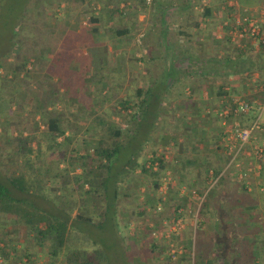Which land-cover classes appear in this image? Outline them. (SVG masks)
<instances>
[{
  "label": "crops",
  "instance_id": "1",
  "mask_svg": "<svg viewBox=\"0 0 264 264\" xmlns=\"http://www.w3.org/2000/svg\"><path fill=\"white\" fill-rule=\"evenodd\" d=\"M206 1L200 0L199 7ZM234 1L235 8L225 1L211 0V14L201 17L197 27L188 30L189 35L179 33V28L186 25V10L164 6V0H157V4L149 7L141 0H59L53 17L48 15L44 26L38 24L43 36L39 37L37 46L53 50L41 49L38 53L40 61L67 64L65 73L69 74L70 83L60 89L61 92L66 91L69 97L64 101V138L71 135V127L79 125L75 124L77 113L84 109L79 110L76 105L82 101V97L77 99L79 93L75 91L79 85L78 77L91 80L84 88L80 87L84 93H91L89 103H96L93 99L95 94L102 96V102L104 94H114L116 91L113 89L120 88L117 92L121 90L123 95L132 94L135 103L126 110L138 111L145 94H152L150 99L147 98L150 100L148 109L155 111L158 117L152 124L155 128L151 132L164 128L158 133V145L164 147L163 151L167 154H159L160 150L155 149L150 155L167 163V168L158 179V188L165 179L167 189L162 194L158 188H152L147 193L151 205H141L145 198L135 205V210L129 214V223L135 225V231L131 230L127 236L132 246L131 254L146 255L148 258H143L148 262L151 258L159 260L158 253L165 251V247L166 259L170 260L171 245L176 240L181 242V246H176L179 249L174 262L177 264L179 257L188 256L185 249L190 247L189 254L194 253L199 261L201 258L208 260L212 253L213 264H264V152L256 157L250 150L251 144H246L229 166L234 148H230L223 138L230 128L249 126L264 101V44L254 42L246 34L238 36L230 24L236 13L252 14L264 8V0ZM3 26L0 27V51L2 47L11 48L14 40L8 26ZM30 38L29 33L21 37L23 47L31 45L33 40L31 38L30 41ZM113 62L118 67L113 66ZM45 68L49 71L47 66ZM108 71L111 73L108 74ZM159 93L161 97L158 99ZM239 99L246 100L251 105L250 110L244 114H231L223 123L216 110L224 105L233 108ZM124 108L119 106L118 109ZM27 110L22 112L23 115L27 114ZM263 114L264 110L260 117L262 125ZM0 115L5 117L4 123L0 124V143L15 134L13 141L19 135L17 131L13 132L16 121L2 113ZM108 118L98 119V125L102 128L111 126L106 121ZM26 119L22 117L21 122ZM134 119L140 122L142 117L138 115ZM86 126L89 127L86 137L92 141L111 137L106 129L101 137L91 124ZM165 129L169 131L165 132ZM32 132L25 129L21 137ZM253 134L255 139L251 143L264 144V129ZM34 143L32 141L29 146L32 148ZM39 154L33 149L27 155L16 150L0 151V171L7 177L21 172L28 178L27 170L40 165L37 162ZM145 159L147 161L144 156L138 162L141 164ZM249 165L253 168L249 175L238 178V174ZM139 169L136 168L134 174ZM140 173H143L141 169ZM170 190L181 206L182 216L176 220L171 215L169 217L162 207ZM208 193L213 210L198 219L204 225L196 230L194 214ZM154 207H159L160 211L155 212ZM147 211H151L156 218L150 224L146 219ZM55 213L60 212L56 210ZM12 217L0 213L1 220L9 219L4 230L8 231V225L16 221L20 231H24L25 227ZM72 219H69L71 225ZM146 223L147 228H144L147 231L148 226L158 224L159 236L154 238L158 245L148 240V247L141 246L148 243L146 239H140V229ZM195 234L200 237L196 249L193 245ZM7 236L9 243L5 250L11 258L13 252L22 251L20 260L23 264H37L38 258L24 250L22 241L14 242L16 238ZM24 254L29 255L28 259ZM179 263L185 264L183 261Z\"/></svg>",
  "mask_w": 264,
  "mask_h": 264
},
{
  "label": "rangeland",
  "instance_id": "2",
  "mask_svg": "<svg viewBox=\"0 0 264 264\" xmlns=\"http://www.w3.org/2000/svg\"><path fill=\"white\" fill-rule=\"evenodd\" d=\"M219 1V0H218ZM59 4V0H0V27L1 25H7L8 28L13 33V43H14V49L13 51H10V47L3 48L2 51H0V55L6 53L7 57H4V59L0 60V74H6L9 76L8 70L10 68H13L14 66V56L15 50L18 52L20 49L24 51L29 49V47L34 43V40L31 42V45L26 47L22 45L21 37L24 34L31 33V26L36 25L38 27V24H42L44 26L46 19L48 15L53 17L55 10L57 9V5ZM146 7H149V5H145ZM200 7H202V4H200ZM198 6V8H200ZM57 12V11H56ZM3 23V24H2ZM1 29V28H0ZM19 33L21 34L20 37L18 36ZM37 43L39 44V37L43 36V30H40L37 28ZM131 37V36H130ZM43 41V38H41ZM31 41V38H30ZM49 42V40H47ZM52 45V41H51ZM5 47V46H4ZM53 47V45H52ZM28 48V49H27ZM54 48V47H53ZM1 50V49H0ZM29 52V51H28ZM38 55V54H37ZM42 58V57H41ZM43 59V58H42ZM41 59V60H42ZM31 60L29 62H32V65L29 64L28 68H31V70H34L35 73L31 75L30 78L26 79V81L21 83V88L16 89L19 90L18 93L15 92V95L19 97V99L22 100V102H25L27 100V94H25L26 91L29 90V88L33 89L36 86L35 81L37 78L40 79L43 84V78L41 76L45 75L46 73L50 72L49 63H44L43 60L40 61V58L38 56L36 65H33V62L35 61L33 57H31ZM43 62V63H42ZM116 62H113V66L118 67V64H115ZM48 67L45 71V67ZM110 70V69H109ZM108 74L111 72L108 71ZM6 78H10L6 77ZM6 78H0V87L1 90H8V87L10 83L8 81H5ZM9 80V79H8ZM113 81V80H112ZM145 82V81H144ZM30 85L27 86L26 85ZM118 84L116 83V86ZM115 86V87H116ZM120 89V88H119ZM118 88L113 89L115 92L114 94H104L103 100L101 102L100 98H102L101 95L95 94L96 98H93L96 103H89V98L86 97V95H82L81 97H78L77 99H82L81 103H76L77 108L80 110L77 114L75 113L76 120L75 124L79 123L77 127H71V135L69 134L68 137L64 138V136L57 137L56 141L59 143L61 142V147L57 150L48 151L46 149L47 145L49 144L47 137L43 133V125H38L37 128L33 125V121L30 118V115L28 112L30 111L29 105L23 104L20 106L21 108L25 109L28 108V112H26V115H23L21 109L17 110L16 105L19 104V99L16 101L13 100V103H9V99L7 97H0V114L6 115L7 118H12V120L16 121V124L14 125L13 132L20 129H23L22 131H25L27 129L28 131L33 130L31 134L34 136V140L36 142L40 143L41 150L39 151L40 154L38 155L37 162L40 163V165L36 168L33 167L32 169L29 168L27 172L28 182H32L34 192H30L28 195H24L25 197H29L31 201L34 202L35 205H37L39 208L46 212L54 213L56 210L58 212L65 214V216H68L69 219H72L70 222L72 225L69 228L67 240L65 243V249L61 252V255L58 257V259L53 263L56 264V262H59V260L63 259V261L59 264H75L72 261H76L77 255H87L92 256L94 250H102L108 260L109 264H177L174 261L177 259L178 255L176 252V255L174 258L170 257V260L168 258V261L166 259V256H168L165 251L163 250L159 254V260L156 258H151L148 262V260L144 259L147 256L143 255H133L132 246L130 245V240L127 236L130 235V231L134 230L135 225L129 223V214L131 211L135 210V205H139V202L143 200L144 198H147V193L149 190L152 189V185L154 182V177L149 174H143L137 171L135 174L131 175V177L128 179H120L121 177H117V191L116 195L111 196L107 201L108 205L106 206L108 211H110V219L107 220V222L104 224V229L100 230L96 226L97 222L102 220V218H99L96 210H101V206L98 203V207L96 210H93L91 206L93 205V201L90 200V198L93 196L95 199H99L100 197L98 195H95L93 193V190L89 188L88 185H86L83 181V173H82V167L81 163L85 164V168L92 169L94 173H97V175H100L102 170L98 169L96 166L99 164L98 161L91 162L89 161L90 157H86V154H93L92 149L96 148L98 143L97 141H92L88 137H86V131H89V127L86 126L91 124V128L96 129L97 133L102 134L105 132V128L98 125V119L100 118H108L106 120L111 126L114 128H120L122 130H126L129 128V131L132 134V138L130 139L133 146H130L126 142V135L123 134L120 136V138L117 137L118 142L121 144V150H119V153L114 157V161L112 163V170L113 168H120L122 166V163H124L128 156H131L132 154L138 155V161H142V157H149L151 156L152 150L159 149V154H167L166 151H163L164 147H160L158 145V138L160 132L164 131V128H161V131L159 129L156 130V132H151L155 127L152 125L155 120L158 117V114L153 112H147L145 115L143 114L142 120L138 124L135 122V119L131 120V115L135 112H138L135 110L128 111L126 110L130 106H134V100H132V94L123 95L121 94V90ZM161 91L160 89L158 90ZM23 92V93H21ZM67 95V94H66ZM68 96V95H67ZM146 98L150 99L152 94L148 96V94H145ZM144 96V98H145ZM158 99L161 97L160 93L157 94ZM85 103H83V101ZM65 101V100H64ZM64 101L61 100V102H58L55 105V110L58 112L62 119L64 120ZM124 102L128 103L129 106H124ZM150 102V100H148ZM99 103V104H98ZM85 104V105H83ZM89 104V105H88ZM119 106L124 109H118ZM86 109V110H85ZM88 110H91L90 113ZM124 113H123V111ZM145 110L144 108L142 111ZM94 111V112H93ZM123 113V114H122ZM139 113V112H138ZM84 114V115H83ZM137 114V113H136ZM157 115V116H156ZM0 115V124L4 123V118ZM156 116V117H155ZM23 118H27L25 122H21ZM68 117V116H67ZM78 118V119H77ZM264 118V114H263ZM21 119V120H20ZM38 117L35 118L37 120ZM62 120V121H63ZM79 121V122H78ZM86 123V124H85ZM97 126H96V125ZM147 126V127H146ZM153 126V127H152ZM152 127L151 131L150 128ZM10 129V127H8ZM90 128V130H91ZM158 128V127H157ZM137 133H136V132ZM160 131V132H159ZM169 131V130H168ZM165 129V132H168ZM2 132V131H1ZM105 135V134H104ZM13 137L15 136L12 135ZM9 139H4V142H1L0 144V151L4 150H15L14 145H11L12 137ZM105 141H113L112 139H107L105 137ZM116 139V138H114ZM34 141V142H35ZM36 142L32 144V149L35 152H38L36 149ZM56 151V152H55ZM157 153V151H156ZM170 156V154H169ZM17 162V161H16ZM145 159V163H146ZM44 163V164H43ZM43 164V166H41ZM5 170V169H3ZM115 171V169H114ZM3 172H6L3 171ZM26 172V173H27ZM4 174L0 171V176ZM81 176V177H79ZM119 176V175H118ZM153 179V180H152ZM111 185V184H109ZM101 200V199H100ZM56 208V210H55ZM76 209V212L75 210ZM91 209V210H90ZM155 210V209H154ZM78 212H83L93 219V222L88 225L85 223H81L74 220L75 214ZM147 222L150 224L151 222H154L156 219L155 215H151V211H147ZM157 212V210H155ZM149 217V218H148ZM13 218V217H12ZM14 219V218H13ZM9 219L1 220L0 218V244H8L7 238L9 235L10 238H16L18 242L22 241V244L24 247L25 242H31L30 238H27L24 235V231H20V226L14 221L11 226L8 225V231L4 230V227H6V222ZM4 221V222H3ZM5 223V226H4ZM147 226V223L142 226L141 238L140 239H146L147 242L150 240V242L157 243V240H155V235H152L151 233L154 231L156 234L159 230L158 224L154 227L153 225L148 226L149 230H145L144 227ZM133 228V229H131ZM147 228V227H146ZM157 228V230H156ZM135 231V230H134ZM144 234V235H143ZM152 237V238H151ZM101 238V239H100ZM153 240V241H152ZM212 240V239H211ZM210 240V241H211ZM145 242V245L147 247L150 245L149 243ZM197 240H193L194 248L196 249V243ZM181 242H176L174 240L173 247L175 249H179L176 246H181ZM101 244H109L108 247L110 249L108 250L107 247L102 246ZM139 245V244H137ZM139 246L141 249L143 247ZM188 247L187 245L185 246ZM16 248H18L16 246ZM150 248V247H149ZM183 248V247H182ZM158 250H161L159 247H157ZM169 249V247H168ZM30 255L34 254L33 256L35 258H38L37 264H47L48 260L47 256L45 255V249L44 248H38L37 246L33 245L29 247V249L25 250ZM22 251H18V253L13 252L12 258L9 259L8 264H23L20 260ZM34 252V253H33ZM38 254H40L38 256ZM66 254V255H65ZM195 255V254H194ZM146 256V257H145ZM192 254L188 255L187 257L181 256L179 257V261H183V263L188 264H194L192 260ZM148 258V257H147ZM66 259V260H65ZM158 260V261H156ZM177 261V260H176ZM41 262V263H38ZM174 262V263H173ZM7 264V263H6ZM25 264H32V263H25ZM58 264V263H57Z\"/></svg>",
  "mask_w": 264,
  "mask_h": 264
},
{
  "label": "trees",
  "instance_id": "3",
  "mask_svg": "<svg viewBox=\"0 0 264 264\" xmlns=\"http://www.w3.org/2000/svg\"><path fill=\"white\" fill-rule=\"evenodd\" d=\"M143 1V4H145V0ZM164 6H168L171 8H178L182 10H186L188 13L187 19H186V25L182 28H179V33H183L184 35H189V31L193 30L195 27H197L199 20L201 17L208 16L211 14V5L210 1L207 0L205 4L202 6L201 11H198L195 9L196 6H199L200 0H164ZM221 1V0H220ZM224 1V0H222ZM157 4V0H152V4ZM232 11L233 9L230 8ZM3 24V23H2ZM4 25V24H3ZM1 25V27L3 26ZM4 27V26H3ZM30 36L32 40H34V43L29 47L28 51L24 50L20 52H17L15 50L14 56V66L13 68H10L8 70V74L10 78L6 74H0V78H6L5 81H8L10 83L8 90H1L2 87H0V97H7L9 99V103L12 104L13 100L16 101L19 99L17 95H15V92L18 93L19 89L21 88V83L26 81V79L30 78L33 73H35L34 70H31V68H28V65L32 62H29L31 60V57L34 58L33 65L38 64V53L42 49H46L48 51H53L52 48H39L36 45L37 42V27L36 25H32ZM189 30V31H188ZM19 33V37H20ZM48 42V41H47ZM14 43L12 44V47L10 48V51L14 49ZM45 51V50H44ZM6 56V53L0 55V60L4 59ZM49 67L52 71V68L54 69L51 73H46L45 75L41 76L43 78V84L41 82L40 76L35 81L36 86L35 88L31 89L29 88L28 91L25 92L27 94V100L25 102H22L21 99H19V104L16 105L17 110H20V106L29 105L30 111L28 114L30 115L31 120L33 121V125L35 128L38 127L39 124L43 125V133L47 137V140L49 144L47 145L46 149L48 151L57 150L61 147V144L56 141L57 137L64 136V129L62 127V116L56 112L55 105L58 102H61V100H67L69 97L66 95V91H60L62 87H65L69 81V74L65 73V69L67 67L66 63H60L56 64L54 62L49 63ZM1 65V62H0ZM9 79V80H8ZM1 80V79H0ZM91 81V80H90ZM89 80L84 78L77 79V83L79 84L75 91L78 92V97H82V95L86 94V97H90L89 95L91 93L85 92L80 89L84 88L86 83L90 82ZM98 81H101L98 79ZM27 85V83H26ZM32 85V84H30ZM27 85V86H30ZM20 92V91H19ZM80 92H83L80 94ZM23 93V92H21ZM73 98V97H72ZM143 98L140 105L138 112H135L132 114L131 120L134 119L138 115H145L147 112H153L152 110L148 109V99ZM145 103H147L145 106H143ZM124 106L128 107L129 104L124 102ZM145 110L142 111L143 108ZM137 113V114H136ZM141 116V117H142ZM38 117L37 120L35 118ZM140 124L139 122H137ZM147 127V126H146ZM153 127V126H152ZM151 127V128H152ZM150 127H148L149 129ZM150 128V131L152 130ZM106 131L108 134H110V139L113 141H105V137H102L98 140V145L96 148L92 149L93 154H86V157H90L89 161L94 162L95 160L98 161V165L96 166L98 169L102 170L100 171L101 174L97 175V173H94L92 169L85 168V164L81 163L82 167V173H83V181L86 185L89 186L93 190V193L95 195H98L100 198L95 199L93 196L90 198V200L93 201V205L91 208L93 210H96L98 207L97 204L99 203L101 206V210H96L99 218H102V220L97 222L96 226L98 229L102 230L104 229V224L107 222L108 219H110V211L107 209L108 205V199L111 196L116 195L117 191V179L121 177L120 179H127L130 178L131 175L134 174V171L136 168L141 169L143 173H147L154 177V182L152 188L157 189L158 188V179L160 177L161 172L167 168V163L164 162L160 158H152V162L156 161L158 163V167L156 170H152L151 168H144L145 161L141 164L138 162V155L132 154L128 159L122 163V166L118 169L113 168L112 170V163L114 157L119 153V150H121V144L118 142L117 137L119 135L125 134L127 139L126 142L133 146L130 139L132 138V134L129 131V128L126 130H120L119 128H114L113 126H106ZM23 129L18 130V136L14 138L13 141H11V145H14V149L16 151H19L22 155H27L28 153L32 152V148L29 146L30 143L34 140L33 134H28L24 138L21 137ZM136 132V131H135ZM137 133V132H136ZM116 138V139H114ZM36 142V141H35ZM37 146L36 149L39 152L41 150V146L39 142H36ZM56 152V151H55ZM115 169V171H114ZM119 175V176H118ZM81 177V176H79ZM118 177V178H117ZM128 178V179H129ZM111 184V185H109ZM34 192L32 182H28L26 176L19 172L18 174H13L10 176H0V213L8 214L10 216H13L15 219L18 220V223L23 225L24 228V234L27 238L31 239V242H25L24 243V250L29 249V247L35 245L38 248H44L45 249V255L47 256L48 264H53L58 257L61 255V252L63 249H65V243L67 240L68 235V229L71 224H69V217L65 216L63 214H56L49 213L41 208H39L37 205L34 204L33 201L29 199V197H25L30 192ZM172 191L170 190L168 194H166V200L164 203H162V207L164 211H167L168 216H172L174 220L179 219L181 215L180 211V205H178V199H175L172 195ZM25 195V196H24ZM209 193L206 194L201 201L200 205L197 207L196 211V230L199 229V226L204 225L202 220L198 221L200 217H206L208 215V212L213 210V208L210 206L211 202L208 197ZM162 196V195H161ZM101 199V200H100ZM150 198H145V200L142 201L141 205H151L149 203ZM145 207V206H144ZM156 210V207H154ZM210 209V210H209ZM91 210V209H90ZM74 220L78 222H83L85 224H91L93 222V219L83 212H78L74 216ZM109 221V220H108ZM194 242L195 240L200 239V237H197L196 234L194 236ZM101 239V238H100ZM4 244V246H0V264H8L9 259L11 256L7 253L5 249L8 248V246ZM103 246L107 247L108 250L110 249L109 244H102ZM191 251V247L188 249H185V253L189 255ZM34 253V252H33ZM27 254V253H26ZM24 254V256L28 259L29 255ZM66 255V254H65ZM186 256V255H185ZM184 256V257H185ZM192 260L194 264H213V255L212 253L207 258L208 260H203V258L200 259L194 255H192ZM77 260L72 261L75 264H109V260L106 256V254L98 249L94 250L92 256L87 255H77ZM199 261V262H198Z\"/></svg>",
  "mask_w": 264,
  "mask_h": 264
},
{
  "label": "built area",
  "instance_id": "4",
  "mask_svg": "<svg viewBox=\"0 0 264 264\" xmlns=\"http://www.w3.org/2000/svg\"><path fill=\"white\" fill-rule=\"evenodd\" d=\"M226 4L230 7L235 8L236 2L234 0H224ZM146 5H151L152 0H145ZM231 26L233 27L234 32L238 36L248 35L250 36L254 42L264 44V8H261L256 13H246L240 14L236 13L231 18ZM251 105L244 99H239L235 102L233 108L228 107L227 105L221 106L216 110L218 117L221 119L223 123L226 122L231 114L239 115L247 113L250 110ZM264 110V101L260 104L257 115L254 116L251 123L247 127H236L230 128L226 130L224 133V140L228 143L230 148H234V153L231 155V159L229 161V166L238 156V153L242 151L246 144H251V152L256 157H260L264 152L263 143H251L252 140L255 139L254 132L257 130L264 129V125L260 123V117L262 111ZM152 156L147 158V162L145 164L146 168H151L152 170H156L158 167V163L156 161L152 162ZM253 170L252 166H247L242 172L238 174V178H246L249 173ZM167 180L163 179L161 182V186H159V191L162 194L166 193L167 186H165ZM157 211H160V208H156ZM194 218L196 219V212L194 214ZM152 235L158 237L159 234L152 232ZM177 249L171 245L170 255L172 258L175 257Z\"/></svg>",
  "mask_w": 264,
  "mask_h": 264
}]
</instances>
